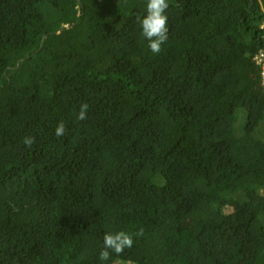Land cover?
I'll list each match as a JSON object with an SVG mask.
<instances>
[{
    "label": "trees",
    "instance_id": "1",
    "mask_svg": "<svg viewBox=\"0 0 264 264\" xmlns=\"http://www.w3.org/2000/svg\"><path fill=\"white\" fill-rule=\"evenodd\" d=\"M146 3L0 0V264H264V0Z\"/></svg>",
    "mask_w": 264,
    "mask_h": 264
},
{
    "label": "clouds",
    "instance_id": "2",
    "mask_svg": "<svg viewBox=\"0 0 264 264\" xmlns=\"http://www.w3.org/2000/svg\"><path fill=\"white\" fill-rule=\"evenodd\" d=\"M168 0H147L146 14L139 18L143 36L148 41V48L153 54H159L162 50V45L168 39V18L166 16V9L168 8ZM261 51H263L261 49ZM259 51V53L261 52ZM88 104L83 103L79 106L76 114L78 120L87 118ZM66 128L63 121H60L54 129V134L57 137L65 134ZM26 147H31L34 143V137H25L23 141ZM144 229L141 227L134 234L136 236H143ZM133 244V234L125 231H118L116 233H108L103 237V249L99 253L101 261H108L111 253L117 255L122 254L125 249L131 248Z\"/></svg>",
    "mask_w": 264,
    "mask_h": 264
},
{
    "label": "built area",
    "instance_id": "3",
    "mask_svg": "<svg viewBox=\"0 0 264 264\" xmlns=\"http://www.w3.org/2000/svg\"><path fill=\"white\" fill-rule=\"evenodd\" d=\"M259 54L260 56L258 57L257 63L260 64L263 69L262 76L264 78V50L261 51Z\"/></svg>",
    "mask_w": 264,
    "mask_h": 264
},
{
    "label": "rangeland",
    "instance_id": "4",
    "mask_svg": "<svg viewBox=\"0 0 264 264\" xmlns=\"http://www.w3.org/2000/svg\"><path fill=\"white\" fill-rule=\"evenodd\" d=\"M213 17L212 16H208L205 18L206 22L209 21L210 19H212Z\"/></svg>",
    "mask_w": 264,
    "mask_h": 264
}]
</instances>
